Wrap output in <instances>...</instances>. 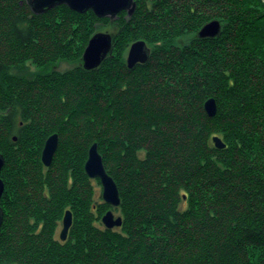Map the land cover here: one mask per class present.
I'll return each mask as SVG.
<instances>
[{
	"label": "trees",
	"instance_id": "obj_1",
	"mask_svg": "<svg viewBox=\"0 0 264 264\" xmlns=\"http://www.w3.org/2000/svg\"><path fill=\"white\" fill-rule=\"evenodd\" d=\"M30 1L0 0V264H264V0H136L113 21ZM212 18L216 36L177 41ZM102 21L117 25L112 51L87 70ZM137 39L151 50L129 68ZM92 143L117 207L84 170ZM109 209L120 227L102 224Z\"/></svg>",
	"mask_w": 264,
	"mask_h": 264
},
{
	"label": "water",
	"instance_id": "obj_2",
	"mask_svg": "<svg viewBox=\"0 0 264 264\" xmlns=\"http://www.w3.org/2000/svg\"><path fill=\"white\" fill-rule=\"evenodd\" d=\"M31 9L36 12L46 11L48 8L58 6L59 4H64L68 8H71L77 12H85L92 10L93 13L98 17H109L113 19L118 12L127 10L128 14H132L135 9L134 0H31ZM221 29L220 21L216 18L206 22L201 26L200 30L197 32L199 38L201 37H214ZM112 35L106 31H97L92 34L88 39L87 45L83 49L81 63L85 69L90 70L99 66L104 57L111 52L112 47ZM150 49L146 46L144 40H136L133 42L129 48L126 55V63L129 68L135 66L138 62L144 63L148 59ZM204 112L209 116H214L216 114L217 102L213 97H208L204 100ZM213 143L218 148L225 147L222 139L217 135L212 138ZM58 134L53 133L45 139L44 146L42 148L41 162L46 166H49L52 162L55 150L58 145ZM84 170L89 177L98 179L101 183L102 198L104 202L110 206L117 207L120 205V195L118 192V187L116 181L113 177L105 170L104 163L99 150L97 149V144L92 143L88 148V155L85 160ZM4 162V157L0 154V171ZM4 183L0 176V199L4 191ZM2 208H0V226L2 223ZM102 222L107 228L113 226H121L122 217L115 216L112 210H107L102 214ZM61 230L59 232V238L65 240L70 225L72 223L71 211L67 209L63 215Z\"/></svg>",
	"mask_w": 264,
	"mask_h": 264
},
{
	"label": "rangeland",
	"instance_id": "obj_3",
	"mask_svg": "<svg viewBox=\"0 0 264 264\" xmlns=\"http://www.w3.org/2000/svg\"><path fill=\"white\" fill-rule=\"evenodd\" d=\"M152 4V1H149V3H148V5H151ZM86 12V11H85ZM107 18H109V17H107ZM116 18V16L113 18V19H115ZM111 21H113V19H111V18H109ZM213 19V18H212ZM211 19V20H212ZM217 19V18H216ZM208 21H210V20H208ZM207 21V22H208ZM206 23V22H205ZM204 24V23H203ZM203 24H202V26H203ZM117 25L116 24H108V23H103V21L101 22V23H99L98 24V27L96 28V31L95 32H97V31H101V32H103V31H106V32H109L111 35H112V37L114 36V34L116 33V31H117ZM200 30V28L199 29H197V30H190V32H187V33H183V35H181L180 36V38H177V41L179 42V41H181V42H184V41H187V40H189V39H191V37H194V35H197V32ZM94 32V33H95ZM207 38H210V37H207ZM137 40H139V39H137ZM141 40H143V39H141ZM145 41V43H146V46L148 47V49H150V46H151V44L150 43H148L146 40H144ZM133 42H135V41H133ZM175 42H176V39H175ZM112 44H113V42H112ZM132 43H130L129 45H128V47H127V51H126V53H125V55H127V52H128V48H129V46L131 45ZM87 45V44H86ZM85 45V46H86ZM151 50V49H150ZM112 51V50H111ZM150 52V51H149ZM108 55V54H107ZM106 55V56H107ZM125 59H126V56H125ZM71 66V63H68V62H66V61H61L60 63H57V62H55V63H53L52 65H48V66H46L45 68L44 67H40L41 68V70H45V71H47V70H50V69H58V70H61V69H64V68H68V67H70ZM32 68L33 69H37L36 67H34L33 65H32ZM39 68V69H40ZM39 69H37V70H39ZM204 105V104H203ZM56 133V132H55ZM216 136V135H215ZM94 179V178H93ZM101 189H102V186H101V184L99 185V186H96V193H97V196H99L100 194L102 195V193H101ZM103 199V198H102ZM112 207H114V206H112ZM106 212V211H105ZM114 213L113 214H115V216L117 217V216H121L120 214H118V212L117 211H113ZM103 216V215H102ZM102 216H101V218H102ZM101 222H102V220H101ZM102 224H103V222H102ZM61 225H62V222H61ZM61 225H59L57 228V235L59 234V232H60V230H61ZM104 225V224H103ZM113 227H120V226H113Z\"/></svg>",
	"mask_w": 264,
	"mask_h": 264
},
{
	"label": "bare ground",
	"instance_id": "obj_4",
	"mask_svg": "<svg viewBox=\"0 0 264 264\" xmlns=\"http://www.w3.org/2000/svg\"><path fill=\"white\" fill-rule=\"evenodd\" d=\"M135 8H136V6H135ZM134 11H135V9H134ZM134 11H133V13H134ZM121 12H124V10L118 12V14L116 15V18H117V16L119 15V13H121ZM133 13H132V14H133ZM132 14L129 15V14H128V11L126 10V15H127V16H131ZM90 178H91V177H90ZM94 179H95V178H94ZM109 210H112V209H109ZM112 211H113V210H112ZM113 213H114V212H113ZM121 217H122V216H121Z\"/></svg>",
	"mask_w": 264,
	"mask_h": 264
},
{
	"label": "flooded vegetation",
	"instance_id": "obj_5",
	"mask_svg": "<svg viewBox=\"0 0 264 264\" xmlns=\"http://www.w3.org/2000/svg\"><path fill=\"white\" fill-rule=\"evenodd\" d=\"M135 1V6H136V0H134ZM137 7V6H136ZM125 11V13H126V10H124ZM59 235V234H58Z\"/></svg>",
	"mask_w": 264,
	"mask_h": 264
}]
</instances>
